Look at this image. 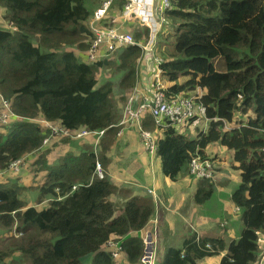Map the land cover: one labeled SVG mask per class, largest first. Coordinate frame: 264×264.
<instances>
[{
	"label": "trees",
	"instance_id": "trees-1",
	"mask_svg": "<svg viewBox=\"0 0 264 264\" xmlns=\"http://www.w3.org/2000/svg\"><path fill=\"white\" fill-rule=\"evenodd\" d=\"M101 1L0 0L2 18L12 23L0 28V97L21 119L0 127V178L16 176L11 184L0 179V227L2 235L12 228L22 234L17 239L9 236V251L19 255L2 264H81L87 254L93 255L89 264H116L104 250L111 236L120 238L129 263L138 264L142 256L139 233L154 203L148 197H127L115 214L109 197L124 190L112 184L106 171L120 115L113 82L99 83L96 77L101 69L119 74L123 99L135 82V61L141 52L131 45L113 59L81 60L91 38L87 22L92 12L86 4L100 6ZM170 2L166 12L172 27L166 35L172 38L170 49L158 50L162 78L169 83L166 92L203 89L200 100L207 121L194 119L188 130L167 128L157 139L155 156L162 175L175 181L183 169L188 173L194 155L212 161L205 154L208 145L231 150L230 165L239 171L240 182L230 193V202L238 209L243 228L228 243L192 233L180 247L166 248L156 264H197L222 253L219 264H258L262 254L258 240L264 233V0ZM123 5L124 0H111V8ZM139 36L133 37L138 41ZM30 119L69 130H104L99 150L95 154L90 144H82L77 153L66 152L53 163L47 155L58 142L70 139L57 142L50 130ZM142 126L155 131L149 114ZM16 160H21L18 170L10 167ZM31 162L42 182L36 194L23 197L21 178ZM96 162L105 173L101 179L94 175ZM197 180L193 201L203 204L212 196L214 184L208 178ZM44 201L47 205L40 206Z\"/></svg>",
	"mask_w": 264,
	"mask_h": 264
},
{
	"label": "built area",
	"instance_id": "built-area-1",
	"mask_svg": "<svg viewBox=\"0 0 264 264\" xmlns=\"http://www.w3.org/2000/svg\"><path fill=\"white\" fill-rule=\"evenodd\" d=\"M170 7V0H124L123 8H117L115 11L114 8H111V0H104L93 11L87 22L91 35L89 46L85 51V60L88 63L110 59L112 54L117 51L121 52L127 46L136 45L140 48V57L135 65L136 79L127 92L119 114L117 125L120 128L117 137L125 130L137 129L142 148L151 158L155 156L157 139L167 128L173 127L182 131L194 119H202L204 123L207 121L205 106L200 100L204 94L203 89L194 86L193 89L185 93L169 94L166 92L169 85L162 78L160 64L163 59L157 55V46L161 32L166 29L165 26L168 23L166 12ZM131 22H136L137 27L147 32L143 41H141L142 38L138 41L135 40L126 29ZM146 57H149L150 62L146 61ZM146 78L150 80L148 90L141 86V81ZM147 114L152 117L155 125L153 132L142 126V121ZM20 120L9 110L8 103L3 101L0 106V127H8ZM37 122L41 125L42 130H50L51 135L59 138H91L95 154L99 139L104 134V130L91 131L85 128L69 130L42 119ZM20 163L21 160H16L10 167L18 170ZM94 175L100 179L105 175L99 162L95 164ZM188 175L194 179H213L212 161H209L208 158H201L198 154L194 155L189 162ZM74 188L75 186H73ZM147 193L153 199L156 198L152 189H147ZM235 211L238 209L236 208ZM142 243L143 253L138 264H156L157 250L151 234L143 236ZM106 245L110 248L112 256L116 258L118 252L114 242L109 238Z\"/></svg>",
	"mask_w": 264,
	"mask_h": 264
},
{
	"label": "crops",
	"instance_id": "crops-1",
	"mask_svg": "<svg viewBox=\"0 0 264 264\" xmlns=\"http://www.w3.org/2000/svg\"><path fill=\"white\" fill-rule=\"evenodd\" d=\"M116 9L117 8L114 7L115 11ZM0 13L2 14L1 10ZM1 14L0 28H8L9 26L2 20ZM146 61L150 62L149 57H146ZM149 85V78L141 81L143 89L148 90ZM194 122H191L190 124ZM133 129L135 128L123 131L122 135L124 134V136L122 139L120 138L121 140H119V137L117 136L115 139V144L119 143L118 145L123 149L119 152L120 154L124 150L128 152V155L131 153L134 154V162L131 166L128 165L129 173L126 172L124 174L123 167L115 165V149L113 150L112 148L108 153L110 163L107 167L106 175H108L112 184L117 186V188L124 190L123 193L111 195L109 200L115 207V214L122 211L123 203L127 197H148L153 200L154 211L139 234L141 239L143 236H146V234H151L156 244L157 261L160 259L166 248L169 247L168 245H172L171 247H173L175 244H178L177 246L180 247L183 240L187 238V235H191L192 233H195L199 237H221L225 239L226 243L238 238L232 229L229 228L232 219L231 211L236 215L238 213L235 211L236 208H233L230 202V193L234 189H227L229 192V199L224 201V203L227 204V208L223 211L217 210V212L211 213L209 209L205 207V203L196 204L193 201V194L197 188L198 180L191 178L186 170L183 171L175 181L163 176L160 170L159 158L157 156L151 158L141 147L142 145L139 146V148L138 146H133L137 145L136 141H138L135 131H132ZM82 144H90L92 146V139L89 137L70 139V142L58 143L54 148H59V150L62 151L69 149L68 151H64L63 154L66 152L77 153L81 150ZM55 149L50 153L54 152ZM205 154L209 158H212L214 165L215 173L214 178L212 179L214 184L213 190L216 188L221 190L231 182L233 185L239 184V171L232 168L230 165L232 163L233 154L231 150H228L219 144H210L205 148ZM130 158L132 157L130 156ZM125 184H131V189L121 188L122 186L127 187ZM149 188L152 189L156 195L155 199L147 194V189ZM214 206L217 205L214 204ZM177 227H181L182 232L179 233V239L174 241L173 237L175 236V230ZM261 236H264V233H262ZM110 239L114 242L116 251L118 252L117 257L115 258V263L131 264L127 261L125 254L121 252L120 238L111 236ZM104 250H110V248L105 245ZM223 254L224 253L220 256L205 258L197 264H219L220 258Z\"/></svg>",
	"mask_w": 264,
	"mask_h": 264
},
{
	"label": "rangeland",
	"instance_id": "rangeland-1",
	"mask_svg": "<svg viewBox=\"0 0 264 264\" xmlns=\"http://www.w3.org/2000/svg\"><path fill=\"white\" fill-rule=\"evenodd\" d=\"M104 0H102L101 2H103ZM100 2V3H101ZM99 4V3H98ZM86 6L88 7V9L93 13V10L98 7L99 5H96V4H91V3H87ZM1 10V9H0ZM111 13H116V12H111ZM1 14V13H0ZM1 18H2V14H1ZM2 20L4 22H6L3 18ZM170 21L168 19V23L167 25L165 26L166 27V31L165 32H162L159 36V40L161 38H164L163 39V44H159V40H158V46H157V55L159 58L162 59V56H160L159 54V51L160 48L161 50L163 51L164 48L166 47L168 50L170 49V45H169V42L172 40V38L169 36V37H166V35L168 33H170L172 31V27L170 26ZM9 27L12 26V23H6ZM4 28V27H3ZM133 36L137 33L139 34L142 38L141 41H143L145 35H146V32L145 30L141 29L140 27H137L136 26V22H131L128 27L126 28ZM164 34V35H162ZM136 40V39H135ZM162 40V39H161ZM34 43L36 44V40H34ZM168 46V47H167ZM70 48V47H68ZM77 49L75 48L74 51H76ZM120 51H117L115 52L114 54L111 55V59H113L114 57L117 56V54H119ZM164 52V51H163ZM77 53V52H76ZM85 58V57H84ZM82 61L84 59H81ZM139 60V57L136 59L135 61V65L137 63V61ZM137 74V73H136ZM97 79L99 81V83H102L106 80H111L114 84V89H113V92H114V98L116 100V106L118 108V113L120 114L121 113V110H122V106L124 104V100L126 98V94L123 96V99L120 97L122 93H119V90H118V81H119V74H113L112 71H109L108 69H101L98 73H97ZM3 104V100L0 98V106H2ZM201 122H198V124H200ZM198 129L197 127V123L195 124L194 126V133L196 132V130ZM185 130H188V128H186ZM132 131H135L137 137H138V141H136L137 145H133V146H141V142H140V138H139V134H138V131L137 129H133ZM103 136V135H102ZM117 136V135H116ZM124 136V134L120 135L119 136V140L122 139V137ZM121 138V139H120ZM58 139H60L58 136H57V142H58ZM100 140V139H99ZM118 142V141H117ZM139 142V143H138ZM59 143V142H58ZM119 143L117 144H114V146L112 147L113 150L115 149L114 151V157L116 158V162L115 165H119L121 167H123V172L124 174L127 172L129 173V166H131V164L134 162L135 158L133 157V153H131L130 155H128V152L126 150H124L121 154L119 152H121L122 147H120V145H118ZM98 146H99V142H98ZM96 147L97 149V152L99 150V147ZM92 147L94 148V146L92 145ZM142 147V146H141ZM45 149L48 148L47 146L44 147ZM92 148V149H93ZM55 149V148H54ZM67 151L69 149H66ZM64 150V151H66ZM62 150H59V148L55 149L54 152L50 153L49 155H47V159L52 161L53 163L57 162L58 159L61 157V155L63 154ZM113 154V153H112ZM120 156V157H119ZM130 156L132 158H130ZM32 164V162L30 163ZM26 167V170H27V174L24 175L23 178H21L22 180V186L24 187V189L22 190V196L23 197H28V195H34L36 194V190H37V187L38 185H40V183L42 182V179H41V175L42 174H35L34 173V170H33V167H35L33 164ZM23 166H26V163L23 165ZM26 170H24L23 172L19 171V173L15 174V175H18V174H23ZM33 170V171H32ZM183 171H185L183 169ZM11 177V178H10ZM1 180L4 181V179H6V183L8 184H11L13 179L15 180L16 179V176H14L12 178V176H7L6 178H0ZM130 180V179H129ZM1 182V181H0ZM238 183V182H237ZM131 184H129L127 187L126 186H122L121 188H126V189H131L130 188ZM237 184H234L231 182L228 186H226L225 188L219 190L218 188H216L215 190H213V194L212 196L210 197V199H208L206 202H205V207L207 209H209V211L211 213H215L217 212V210H225L227 208V204L224 203L225 200H228L229 199V195H228V190L227 189H234L236 188ZM148 194V193H147ZM214 204H216L217 206H214ZM45 205H47V203L44 201L40 206L44 207ZM238 212V211H237ZM231 224L229 226L230 229H232V231L236 234V236L238 237L242 228H243V224L241 223L240 219H239V216L238 214H234L232 211H231ZM1 231H3L0 227V264L2 263H8L11 261V256L13 257H18L19 253L18 252H13V251H9V248H11L9 245H8V242L11 241V238H9V236L11 235L9 232H5L3 235L1 234ZM182 232V228L181 227H177L176 230H175V236L173 237L174 241H177L179 239V233ZM262 233L259 235V244H260V247H261V250H262V254H261V259L259 261L258 264H264V236H261ZM13 236V235H12ZM189 235H187L188 237ZM9 238V239H8ZM14 239H17L18 237H14ZM178 244H175L173 247H178L177 246ZM182 245V244H181ZM169 247H171L172 245H168ZM166 246V247H168ZM9 251V252H8ZM92 258H93V255L92 254H87L85 256H83L81 258V264H89L91 261H92Z\"/></svg>",
	"mask_w": 264,
	"mask_h": 264
},
{
	"label": "clouds",
	"instance_id": "clouds-1",
	"mask_svg": "<svg viewBox=\"0 0 264 264\" xmlns=\"http://www.w3.org/2000/svg\"><path fill=\"white\" fill-rule=\"evenodd\" d=\"M83 61H85L86 62V60H85V58H84V60ZM1 98V97H0ZM4 101V100H3ZM31 121H35L36 123H38L37 122V120H39V119H30ZM15 123V122H14ZM13 124V123H12ZM39 124V123H38ZM40 125V124H39ZM9 127V126H8ZM40 127H41V125H40ZM93 148V147H92ZM11 235H13L14 237H20L22 234L20 233V232H17L16 230H15V228H12L11 229V231L9 232ZM108 241V240H107ZM105 245H106V243H105ZM104 245V246H105ZM105 251H107V252H110L111 253V250H105ZM114 258V257H113ZM156 262H157V259H156Z\"/></svg>",
	"mask_w": 264,
	"mask_h": 264
}]
</instances>
